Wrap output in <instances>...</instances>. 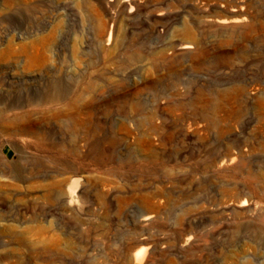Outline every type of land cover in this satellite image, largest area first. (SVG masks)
Wrapping results in <instances>:
<instances>
[{
	"label": "rangeland",
	"instance_id": "1",
	"mask_svg": "<svg viewBox=\"0 0 264 264\" xmlns=\"http://www.w3.org/2000/svg\"><path fill=\"white\" fill-rule=\"evenodd\" d=\"M0 264H264V0H0Z\"/></svg>",
	"mask_w": 264,
	"mask_h": 264
},
{
	"label": "bare ground",
	"instance_id": "2",
	"mask_svg": "<svg viewBox=\"0 0 264 264\" xmlns=\"http://www.w3.org/2000/svg\"><path fill=\"white\" fill-rule=\"evenodd\" d=\"M219 23H222V21H220ZM190 48H191L190 46L182 44L179 49L182 52H185V51H188ZM241 206L242 205H240V207ZM146 219H148V217L144 218V220H146ZM138 243H139V245L143 244L144 243V239H139ZM143 251H144V248L140 247L137 251L134 252L133 256H134L135 260H138L140 258V256L143 254Z\"/></svg>",
	"mask_w": 264,
	"mask_h": 264
}]
</instances>
